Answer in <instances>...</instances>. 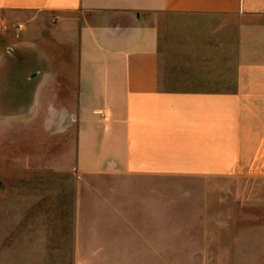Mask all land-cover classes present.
<instances>
[{"label":"crops","instance_id":"1","mask_svg":"<svg viewBox=\"0 0 264 264\" xmlns=\"http://www.w3.org/2000/svg\"><path fill=\"white\" fill-rule=\"evenodd\" d=\"M0 28L2 144L72 178L88 263L165 262L183 185L262 173L264 0H0Z\"/></svg>","mask_w":264,"mask_h":264},{"label":"rangeland","instance_id":"2","mask_svg":"<svg viewBox=\"0 0 264 264\" xmlns=\"http://www.w3.org/2000/svg\"><path fill=\"white\" fill-rule=\"evenodd\" d=\"M0 47L2 68V28ZM27 149L20 144L6 149L1 133L0 264H143L122 262L129 260L122 258L126 249L113 250L116 258L111 250H96V263L83 259L90 250L76 244L91 240V234L75 231L72 178L15 167L13 161L30 155ZM178 191L184 199L168 202L173 211L168 210L165 262L146 264H264V169L249 168L212 185L186 184ZM154 255L151 260H158Z\"/></svg>","mask_w":264,"mask_h":264}]
</instances>
